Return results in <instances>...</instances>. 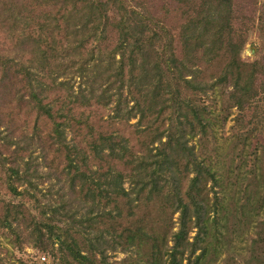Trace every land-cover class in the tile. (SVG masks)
<instances>
[{
  "label": "trees",
  "instance_id": "1",
  "mask_svg": "<svg viewBox=\"0 0 264 264\" xmlns=\"http://www.w3.org/2000/svg\"><path fill=\"white\" fill-rule=\"evenodd\" d=\"M235 18L234 0H0L5 241L53 264H208L220 212L208 193L225 186L217 105L243 113L264 94ZM248 184L234 210L257 228L248 252L264 264V174Z\"/></svg>",
  "mask_w": 264,
  "mask_h": 264
},
{
  "label": "rangeland",
  "instance_id": "2",
  "mask_svg": "<svg viewBox=\"0 0 264 264\" xmlns=\"http://www.w3.org/2000/svg\"><path fill=\"white\" fill-rule=\"evenodd\" d=\"M234 10L236 12L234 25L237 30L241 29L244 32L247 39L241 53L242 60L246 62L260 60L264 63V0H234ZM168 17L169 23L177 21L178 16L172 7L168 8ZM217 107L216 112L219 111L223 118L226 117L225 122L216 129L219 143L218 154H213L211 146L200 149L209 150L204 155L211 159L214 155L215 168L222 178L220 183L225 186L220 189L216 187L214 194L213 192L208 193L211 201L215 200L214 197L220 200V212L210 216L211 220L207 228L211 247L205 261L207 260L208 264H256L248 252V244L256 236L255 229L257 228L252 224L249 225V219L244 221L241 213L235 212L234 209L244 204L246 195L253 187L248 183L254 173L261 171V174H264V159L260 165L255 159L256 155L264 156V94L254 99L243 113L236 108L227 110L221 102ZM134 122L135 120H132V123ZM237 137L244 139L240 145L236 143ZM239 165H242L240 180L236 179ZM260 166L261 169L258 168ZM238 182L239 185L236 184ZM47 186L43 187V192L48 190ZM210 186L211 183H208L207 187ZM258 220L264 221V214L259 216ZM195 234L194 230L191 237ZM223 234H234L235 236L231 235L233 244L230 246L228 244L226 246L217 245V249L215 246L220 235ZM220 241L223 242V239L220 238ZM0 249V256L8 255L7 260L11 263L53 264V258L49 253L40 252L30 245H24L22 250L14 249L1 234ZM198 253L199 251L196 254ZM111 255V262L128 259V256L123 253ZM42 257H45V260H42Z\"/></svg>",
  "mask_w": 264,
  "mask_h": 264
},
{
  "label": "built area",
  "instance_id": "3",
  "mask_svg": "<svg viewBox=\"0 0 264 264\" xmlns=\"http://www.w3.org/2000/svg\"><path fill=\"white\" fill-rule=\"evenodd\" d=\"M42 260H45V257H42Z\"/></svg>",
  "mask_w": 264,
  "mask_h": 264
}]
</instances>
